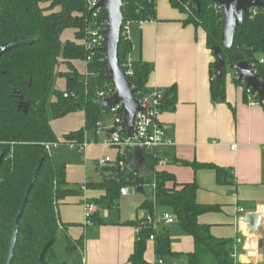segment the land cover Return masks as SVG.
<instances>
[{"label": "trees", "instance_id": "trees-1", "mask_svg": "<svg viewBox=\"0 0 264 264\" xmlns=\"http://www.w3.org/2000/svg\"><path fill=\"white\" fill-rule=\"evenodd\" d=\"M156 1L123 0L124 23L155 20ZM43 4L49 6L44 8ZM171 4L188 15L187 23L206 31L210 50L220 45L224 12L215 3L201 0L200 9L194 0H184L183 3L171 0ZM98 20H108L105 10L101 11ZM93 21L95 19L87 9L86 0H0V47L16 39L21 41L19 46L0 59V158L3 156L0 166V264L7 263L16 218L41 162L38 178L20 221L11 264H38L44 247L51 241L54 245L43 264H59L55 251L61 235L58 209L66 199L80 196L83 186L79 189L72 187L67 181L65 166L55 164L47 151V144H61L51 122L83 112L85 128L64 136V144H83L85 132L97 130L104 115L110 112L99 105V94L104 93L108 97L115 92L101 50L95 52L88 65L92 77L86 78L75 65V62H85L90 55L84 41L87 28ZM68 30L74 31L75 40L64 43L62 35ZM132 52L131 39L121 36V67L130 61ZM224 53L226 64L222 71V83L216 81V59L211 66V96L215 103L226 101L225 79L229 68L236 65L233 60L235 54L245 56L246 62L254 69L252 73L264 84V63L260 62L264 55V8L257 9L253 16L245 17L236 30L232 49ZM60 64L66 68L60 73L66 83L64 92L53 90L55 73ZM131 67L133 74L127 79L135 97L141 99L150 93L147 84L153 67L143 61H131ZM235 82L247 94L246 84L238 78ZM162 94L161 113L173 111L177 103L176 88ZM26 103L29 104L27 113ZM122 137L125 138V135L122 134ZM129 153L127 148L118 155L115 165L102 169V182H89L85 187L105 192L101 198L86 202L109 210L118 207L123 188L137 189L156 184L153 200L146 201L141 207L151 214L152 222L130 223L138 228L130 263L151 264L146 261L145 253L153 237L157 259L163 264H173V260L180 258H185V264H239L232 257L233 241L214 238L211 227L199 223L200 216L220 209L198 203V185L178 184L174 175L157 171L163 159L154 154L147 158L148 176L130 171L121 173L117 164L121 161L128 163ZM192 166L196 169H215L220 184H224L230 176L229 171L210 165ZM156 209L172 214L182 230L194 238L193 253L182 255L173 252L170 231L153 218ZM91 221L94 225L100 224L102 218L95 213ZM63 240L67 255L84 247L82 238L73 239L66 232Z\"/></svg>", "mask_w": 264, "mask_h": 264}, {"label": "crops", "instance_id": "crops-1", "mask_svg": "<svg viewBox=\"0 0 264 264\" xmlns=\"http://www.w3.org/2000/svg\"><path fill=\"white\" fill-rule=\"evenodd\" d=\"M155 13L156 19L145 22L143 27L132 25L130 39L133 52L130 60L143 61L153 67L147 84L150 93L159 91L165 94L176 88L175 109L162 112L160 116L172 144L154 154L165 163L156 169L174 175L178 184L196 183L199 187L198 203L219 207L217 212L200 216L199 223L211 227L214 238L233 241L236 263L264 264V108L249 104L248 94L235 82L238 78L235 67L229 68L225 79L226 101L213 102L211 66L215 57L208 47L206 31L187 23L188 15L175 8L171 0H157ZM261 59L264 60V55ZM75 65L85 74V62H75ZM56 121L62 128L59 137L53 126L59 141L65 135L85 128L86 124L83 112ZM100 126H103L102 121ZM88 131L85 132V141ZM110 131L106 132L105 143L88 145L83 153L78 152L81 156H73L75 150H70L64 143V149H56L54 155L52 151V160L65 166L67 181L72 187L79 189L89 182H102L104 174L96 166L97 161L106 157L116 161L118 155L126 151V147L107 145ZM192 164L224 169L230 172L231 177L220 184L215 169H196ZM145 165L147 172L142 176L149 175L147 159ZM143 188L142 194H145L148 187ZM104 195L103 191L87 189L80 196L66 199L59 207L61 235L60 243L55 247L59 264H131L138 228L130 223L151 217L148 211L141 209L149 200H135L133 209L124 212L120 200L125 196L121 195L114 214L110 212L112 209L96 205L102 223L87 225L85 202ZM164 214L156 209L153 218L170 231L173 252L182 255L193 253L194 238L183 230L184 234L177 230V222L166 225ZM248 214L260 217L259 234H252L249 226L244 224ZM64 232L73 239L82 238L83 249L67 255ZM145 259L151 264H159L154 241L148 242ZM175 261V264L186 263L185 258L172 262Z\"/></svg>", "mask_w": 264, "mask_h": 264}, {"label": "water", "instance_id": "water-1", "mask_svg": "<svg viewBox=\"0 0 264 264\" xmlns=\"http://www.w3.org/2000/svg\"><path fill=\"white\" fill-rule=\"evenodd\" d=\"M183 3L184 0H179ZM197 7L201 8V0H194ZM216 5L220 6L224 12L223 17V32L221 37V43L218 46L212 48L213 55L217 60L215 77L217 83H222V71L226 64V56L224 51L231 50L234 45L235 33L241 23L244 22L245 17L248 15L250 9L264 8V0H211ZM99 8H103L108 16V26L103 31V35L106 38L105 47L101 51L105 55V64L110 79L115 86V92L110 98L100 100L99 105L105 110L110 111L117 105L121 104L124 107L123 125L120 132L125 135L129 145H131L128 161V170L131 173L144 174L147 172L145 160L150 156L149 153L144 152L138 146H136V130H135V116L144 112L141 102L135 97V92L132 89L130 82L121 69L119 60V46L121 43V32L124 23L123 16V0H102ZM20 40L16 39L0 47V59L9 51L16 48L20 44ZM233 60L236 63L235 68L237 70L238 79L246 84L248 89L257 93L259 101L264 105V84L260 79L254 75L251 71L249 63L246 62L243 54H235ZM26 113L29 109V104H24ZM111 135L115 133V130L109 132ZM3 161V156L0 158V166ZM42 162L37 169L34 178L30 184L26 197L19 210L16 218L13 237L9 250L8 260L6 264H11L15 248L18 240L20 221L27 208L30 194L33 190L34 184L38 178ZM137 194L143 193L144 188H137L135 191ZM244 224L248 225L252 234H259L261 228V219L257 214H248L244 220ZM54 242H49L43 249L39 263L43 264L44 259L48 251L53 247Z\"/></svg>", "mask_w": 264, "mask_h": 264}, {"label": "built area", "instance_id": "built-area-1", "mask_svg": "<svg viewBox=\"0 0 264 264\" xmlns=\"http://www.w3.org/2000/svg\"><path fill=\"white\" fill-rule=\"evenodd\" d=\"M101 1L102 0H86L87 9L93 14V18L95 19V21L89 24L86 33V39L84 41L86 50L90 52V55L87 57L85 61L87 65V69L85 72L86 78L93 76V74L90 73L88 70V65L92 62L95 52L97 50H101L103 47H105L106 44V38L105 35H103V31L108 26V20L105 22H101L98 20L101 11L104 10L103 8H99ZM217 8L222 10V8L218 5ZM256 10L257 9L255 8L250 9L248 15L251 16L255 15ZM133 24H138L140 27H143L145 22L141 21L138 23H133V22L123 23L121 36L130 39L131 27ZM260 62L264 63V60L261 59ZM131 68H132L131 60L121 67L126 77L133 74ZM251 71L253 72L254 69H251ZM247 94L250 100L249 104L251 106L260 105V101L256 92H254L251 89H248ZM111 96L106 97L104 93L99 94L100 100L110 98ZM65 97L67 98L68 95H65ZM162 97H163L162 92L155 91L139 99L145 111L140 112L135 116V130H136V139H137L136 146H138L141 150L149 154H155L161 148L172 144L170 142V138L167 130L160 122V116H161L160 101ZM110 112L114 114L116 118L115 126L113 129L115 130V133L111 135L110 141L107 142V145L113 147L129 148L131 145H129V142L126 137L125 138L122 137V134L120 132V129L123 125V114H124L123 105L121 104L117 105L115 108L110 110ZM66 145L72 151L78 149V152L83 153L88 147V142L85 141V143L83 144L69 143ZM59 146H60L59 143L47 144L46 148L49 153H52V151L57 149ZM115 162L116 161L112 160L110 157H106L99 159L97 161L96 166L99 169H103L113 164L115 165ZM164 165L165 163L162 161L159 163V167H162ZM117 166L120 168L121 173L127 174L129 172L127 162L121 161L117 164ZM146 187L151 189L152 194L154 195V192L156 190V184L153 183L152 185H148ZM131 189L132 188H123L121 190V195L125 197H129L131 195L130 193ZM133 190L136 191V189ZM82 191L86 192L87 188L83 186ZM84 207H85L86 224L89 226H93L94 224L91 221V218L95 213L98 212V207L94 204H89L88 202H85ZM240 212L245 213L244 210H240ZM147 221L152 222V217H149ZM163 222L166 225H173L176 223V219L172 214L165 213L163 215ZM153 240L154 238L152 237L151 241ZM232 257L234 259L236 258L235 253L233 254ZM159 264H163V261H160Z\"/></svg>", "mask_w": 264, "mask_h": 264}, {"label": "rangeland", "instance_id": "rangeland-1", "mask_svg": "<svg viewBox=\"0 0 264 264\" xmlns=\"http://www.w3.org/2000/svg\"><path fill=\"white\" fill-rule=\"evenodd\" d=\"M48 6H49V4H43L44 8H46ZM69 40H71V41L75 40V34H74V31H72V30L65 31L64 34L62 35V41L64 43L66 41H69ZM65 69H66L65 66H63L62 64H60L58 66V68L56 70V73H55V79H54V88H53L54 91L64 92L66 90V85H65L64 79L61 78V76H60V73L64 72ZM53 96L51 98V101L54 98ZM77 114H79V113H77ZM115 119L116 118H115L114 114H112L111 112L106 113L104 115V117L102 118L103 126H99L97 130H90V131L87 132V136H86L87 137L86 138L87 141L86 142H88V145L96 146V145L101 144L103 142L105 143V141L107 140L106 132L114 129ZM51 124H52V127L54 126L56 134L59 137H61L62 128L59 127L60 123H58L57 121L53 120L51 122ZM60 143L61 144H60V146L58 148H60L59 150H62V149L65 148L64 144H63L64 143V139L60 140ZM56 152L57 151L55 149L53 155L56 154ZM73 156H81L78 153V149H75V153L73 154ZM93 174H95L94 177L96 178L97 176H96L95 170H94ZM130 193H131V195L129 197H122L121 200H120V206L124 208V212L133 209V207H134V203L133 202H135V200L136 201L137 200L144 201V200L148 199L149 201H151L152 198H153L152 191L149 188L145 189V194H142V193L141 194H137L133 189L130 190ZM110 212H111V214H114L116 212V210L112 209V210H110ZM175 228L177 230H180L181 232H183L181 227H180V225H176L175 224ZM183 234H184V232H183ZM59 243H60V240L57 242L56 245H58ZM175 263H176V261L173 262V264H175Z\"/></svg>", "mask_w": 264, "mask_h": 264}]
</instances>
